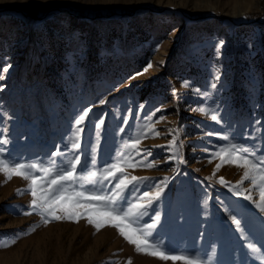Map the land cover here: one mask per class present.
<instances>
[{
  "label": "rangeland",
  "instance_id": "1",
  "mask_svg": "<svg viewBox=\"0 0 264 264\" xmlns=\"http://www.w3.org/2000/svg\"><path fill=\"white\" fill-rule=\"evenodd\" d=\"M115 10L135 13L93 15ZM201 14L207 17L192 20ZM149 61L153 67L131 79ZM5 66L10 67L0 72V127L8 130L10 143L0 148L6 157L48 165L87 108L81 150L87 154L98 143L99 165L111 163L129 137L147 131L137 147L150 149L157 164L112 169L127 177L124 184L137 177L139 192L157 184L164 188L140 223L158 212L156 234L169 251L211 257V264H264V252L242 247L225 212L226 206L242 218L255 242L264 244V212L254 206L261 203L257 189L264 173L255 172V185L250 174L236 195L229 187L248 167L237 166L242 161L223 164L213 175L221 161L208 163L209 153L231 142L258 146L257 155L264 154V0H0V70ZM156 108L161 111L152 120L165 119L144 129L145 117ZM212 114L221 123L212 121ZM172 129L179 130L184 164L165 162L169 153L156 147L169 143ZM4 180L0 174V241L16 242L0 248V264H173L137 253L108 217L92 215L90 224L85 213L91 210L73 208L71 200L54 205L47 224L39 215L25 216L32 196L17 190L29 182L18 176ZM79 182L88 187L86 179ZM40 186V181L34 185L38 196ZM247 188L252 201L244 199Z\"/></svg>",
  "mask_w": 264,
  "mask_h": 264
},
{
  "label": "snow or ice",
  "instance_id": "2",
  "mask_svg": "<svg viewBox=\"0 0 264 264\" xmlns=\"http://www.w3.org/2000/svg\"><path fill=\"white\" fill-rule=\"evenodd\" d=\"M157 50H159V45L157 46ZM9 67L10 66H5L0 72H7ZM152 67L153 64L149 61L143 72L136 73L131 79L143 75ZM2 78L3 76L0 74V79ZM215 79L218 80L219 76H216ZM184 86L190 87L187 82H185ZM210 86L213 89L216 88L215 83H212ZM193 91L199 92V89H193ZM200 95L205 97L208 94L205 92L200 93ZM104 103L105 100L102 99L100 104ZM139 107L143 110L144 105L141 104ZM160 111V108H156L145 117L144 129H148L149 122L154 125V123H158L160 120L165 119V117H158L155 121L152 120L156 113ZM90 112L91 108H87L77 116L73 128L65 140L64 150L57 147L56 151L51 154V163L48 165L40 162L14 161L6 157L4 155V149L0 148V174L4 175V182L10 181L13 176L21 177L29 182L25 189L17 190L18 195H23L27 192L32 196L27 210H24L22 214L25 216L32 214L39 215L41 219L44 220V223L47 224L49 222L48 217L54 214L53 206L60 201L71 200L73 208L87 207L91 210L89 213H85V215L88 216V222L90 224L94 223L92 215L110 218V220L114 222L112 226L118 230L119 234L123 236L128 243L135 245L137 253H144L157 257L162 261L171 260L173 264H175L176 261H182V264H211V257L205 260L194 252L169 251L165 247L163 240L159 239L156 234L157 224L160 220L158 212L150 216L151 222L140 223L146 214L145 209L151 207L153 202H158L161 199V194L164 191L163 187L157 184L153 185L149 191L139 192L140 184L137 177H132L128 184H124L127 177L116 176L112 172V169H115L117 165L121 164H127L133 168H152L154 164H157V161L151 159L153 153L150 149H140L137 147L143 139L147 138L149 133L147 131H142L139 132V134L132 135L128 140L123 142L122 149L117 150V155L112 159L111 163L104 162L103 165H99L97 161L98 143L90 145V151L87 154L81 150V134L85 130L81 125L85 122L86 118L89 117ZM137 118H139V116H137ZM210 118L216 123H221L217 114H212ZM103 123V119H100L94 125L97 132L100 131V126ZM127 123L128 120L125 119L124 124ZM256 123L258 124L259 121ZM119 131L122 133L124 129L121 128ZM7 132L8 130L6 128L0 127V145H7L10 143ZM153 135L158 137L161 135V132L154 131ZM168 135L171 139L166 146H156L164 147L165 151L169 153L165 158V162L175 160L180 164L186 163V160H184L183 156L180 154L183 145L177 140L179 130H169ZM207 135L212 136L213 133L209 132ZM221 139L228 140L229 138L223 136ZM259 152L260 149L258 146H244L231 142L223 145L219 151L209 153L210 159L208 163H212L214 159H220L221 162L216 164L213 172V175H215V172L219 171L223 164L242 161L243 163L237 166H247L248 170L244 171L242 180L238 182L237 185L229 187V191L234 192L236 195H240L237 188L242 185L245 180L250 179V174L253 176L250 183L255 185V172L259 171L264 173V154L257 155ZM225 157H227V159H225ZM35 173H40L41 175H35ZM82 179L87 180L88 187H85L83 183L79 182ZM260 179L264 180V175H261ZM38 181L41 182L39 188L41 194L39 196L37 195V187H34V185H37ZM166 182L167 177H165L162 183L166 186ZM220 182L222 184L224 183L223 177L220 178ZM122 184L124 185L123 187H121ZM257 190L261 203H257L254 206L259 211L264 212V185H261ZM245 191L249 194L245 195L244 199L252 201V189L247 188ZM153 192H155L154 196H152ZM136 193L139 194L137 195ZM149 196H151V199L147 204H144L143 198ZM84 201L94 203L85 204L83 203ZM225 212L232 220L235 226V232L238 233V238L244 241L242 247L249 251L264 252V244L255 242L249 231L246 230L242 218L233 215L226 206ZM55 218L60 219L58 216ZM68 218L72 219L71 216ZM94 226L97 231L100 230L101 225L99 223H95ZM32 230L34 231V229ZM129 232L133 233L136 238L133 239L132 236L129 235ZM15 242V239L7 243L0 241V248L7 247Z\"/></svg>",
  "mask_w": 264,
  "mask_h": 264
},
{
  "label": "trees",
  "instance_id": "3",
  "mask_svg": "<svg viewBox=\"0 0 264 264\" xmlns=\"http://www.w3.org/2000/svg\"><path fill=\"white\" fill-rule=\"evenodd\" d=\"M156 12L158 13H162V12H169V11H166V10H159ZM78 14L80 15H86V16H90L92 15L91 13H82V12H77ZM135 11H132V10H115V11H112V12H109V13H99V14H93L94 17H124V16H131V15H134ZM207 15L206 14H201V15H196L192 18V20H200V19H204L206 18Z\"/></svg>",
  "mask_w": 264,
  "mask_h": 264
}]
</instances>
